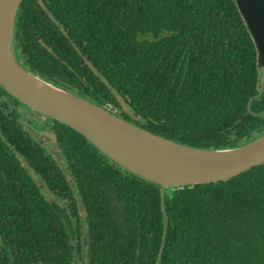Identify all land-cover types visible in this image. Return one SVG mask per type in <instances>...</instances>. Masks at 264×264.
Segmentation results:
<instances>
[{
    "label": "trees",
    "instance_id": "1",
    "mask_svg": "<svg viewBox=\"0 0 264 264\" xmlns=\"http://www.w3.org/2000/svg\"><path fill=\"white\" fill-rule=\"evenodd\" d=\"M16 45L35 74L165 138L222 148L264 132L234 0H24ZM18 103L0 86V117ZM56 124L72 182L28 132L0 130V264H264V165L162 202L158 185Z\"/></svg>",
    "mask_w": 264,
    "mask_h": 264
},
{
    "label": "water",
    "instance_id": "2",
    "mask_svg": "<svg viewBox=\"0 0 264 264\" xmlns=\"http://www.w3.org/2000/svg\"><path fill=\"white\" fill-rule=\"evenodd\" d=\"M234 1L255 46L264 88V0ZM23 2L0 0V86L30 111L72 128L129 174L158 185L162 202L169 189L230 181L264 165V132L233 147L188 145L157 135L107 106L32 73L21 63L16 45Z\"/></svg>",
    "mask_w": 264,
    "mask_h": 264
},
{
    "label": "flooded vegetation",
    "instance_id": "3",
    "mask_svg": "<svg viewBox=\"0 0 264 264\" xmlns=\"http://www.w3.org/2000/svg\"><path fill=\"white\" fill-rule=\"evenodd\" d=\"M19 56L21 63L32 73H34L36 69L38 70L37 66L33 63L31 57H29L27 52L20 51ZM41 72L45 73L46 71L41 70ZM36 75L42 78L40 73ZM56 82L59 84H56L54 82L52 83L69 90V86L65 85L66 81ZM3 115L5 116L0 117V130L2 132L5 131V134H12L14 136L18 135V131L20 129L24 130L26 133L28 132L35 140V143L39 146V148L45 150L48 154L53 156L56 162V164L54 162L53 167L56 168L58 166L59 169H61L65 174L67 180H69V182H72L71 171H69L68 169L67 161L65 160L66 158H63V155L60 152L61 150L59 151L58 149V139L56 131L57 129H60V127L56 124V120L39 113L32 112L26 105H23L20 102L13 108L7 109L3 113ZM36 134L40 135V137L37 138ZM19 160L23 165H25L21 160V157H19ZM34 179L38 181L39 177L34 176ZM47 196L48 199H53V197H51V193L47 194Z\"/></svg>",
    "mask_w": 264,
    "mask_h": 264
},
{
    "label": "rangeland",
    "instance_id": "4",
    "mask_svg": "<svg viewBox=\"0 0 264 264\" xmlns=\"http://www.w3.org/2000/svg\"><path fill=\"white\" fill-rule=\"evenodd\" d=\"M123 106H124V110H125V111H127V112H129V113L131 112V111H130V108H128V106H127L125 103L123 104Z\"/></svg>",
    "mask_w": 264,
    "mask_h": 264
}]
</instances>
